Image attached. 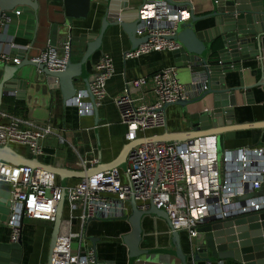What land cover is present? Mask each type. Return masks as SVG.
<instances>
[{"label":"built area","instance_id":"obj_1","mask_svg":"<svg viewBox=\"0 0 264 264\" xmlns=\"http://www.w3.org/2000/svg\"><path fill=\"white\" fill-rule=\"evenodd\" d=\"M15 12L17 15L22 13L21 10ZM133 17L139 18L137 35L148 36V40L137 50L127 51L125 58L180 49L182 44L173 37L178 24L191 19V8L165 0L149 1ZM10 22L7 12H3L0 28L7 27ZM11 45L25 50L32 48L31 44L23 46L14 41ZM63 50L64 54L60 56L59 50L49 45L32 60L45 63L52 71H61L72 53V35L66 37ZM0 61L19 63L20 59L0 52ZM115 74L110 55L102 54L92 66L90 87L96 107L106 97L107 83ZM198 83L196 77L189 85L182 84L175 66L162 68L151 77L126 80L122 94L114 102L127 127V140L132 142L144 137L143 133L166 128L165 105L189 99L190 87ZM149 84L154 95L152 101L146 99L147 92H144ZM88 97L87 90L81 89L68 104L78 107L81 115H93L94 104L86 100ZM207 110L205 107L204 111ZM48 134H54L50 126L0 110V147L21 144L38 156L44 153L39 142ZM0 183L12 187V207L7 222L11 241L16 242L22 236L27 218L55 221L62 199V188L55 173L0 160ZM263 185L264 145L226 149L221 173L217 139L204 136L184 142L140 144L130 151L126 171L119 168L101 171L67 187L66 217L50 264H96L93 247L86 237L88 225L108 217L127 222L132 197L142 210L154 204L166 211L173 228L185 233L194 243L202 225L264 207V195L236 200L238 196L262 189Z\"/></svg>","mask_w":264,"mask_h":264},{"label":"water","instance_id":"obj_2","mask_svg":"<svg viewBox=\"0 0 264 264\" xmlns=\"http://www.w3.org/2000/svg\"><path fill=\"white\" fill-rule=\"evenodd\" d=\"M118 1H122L118 3ZM128 0H108L109 6L103 17L101 30L98 34L83 33L78 39H85L83 54L79 61L69 56L65 69L50 70L45 63L32 60L31 49H17L19 63L0 61V105L4 96L15 95L18 100H26L32 109L36 105L48 106L49 101L59 99L64 105L79 92V85L84 84L90 101L94 104V114L98 116L95 97L91 91V72L89 66L96 52H102L103 38L110 26L120 25L128 34L132 43L131 51L148 40V36H137L139 18H134L141 7L156 0H143L141 6L129 8ZM174 5H188L191 8V19L180 22L173 37L182 47L173 51L176 66L187 67L195 71L194 78L199 83L191 86V97L175 104L184 107L195 106L196 111L190 114L191 130L188 132L162 133L139 138L129 142L118 159L109 165H99L92 170L76 171L63 166L45 164L37 156L27 157L19 153L13 146L0 147V160L14 164L43 169L55 173L60 179L62 199L59 201L53 222L50 241L49 261L65 218L66 189L70 179H83L101 170H113L120 167L128 168L130 151L146 142H184L198 137L207 136L216 140L227 132L245 129H264V120L234 123L238 95H241L243 105L255 103L254 89L264 91V77L259 81H251L244 63L250 58H262L261 41L264 36V0H210L207 13L197 15L194 5L188 0H165ZM92 0H0V18L3 12L17 8L32 10L39 26L42 19H47L49 32L60 36L69 28L73 19L86 18ZM70 25V26H69ZM38 29V28H37ZM66 40V38L64 39ZM221 41L222 48L215 52L219 60L210 63L213 45ZM249 60V61H248ZM96 62L94 61L93 64ZM256 71L254 70L253 73ZM193 81V80H192ZM191 81V82H192ZM204 85L207 88L204 89ZM211 102L207 111L199 110L197 105ZM37 104V102H39ZM170 105V104H169ZM168 105H165L166 110ZM98 117L96 122H98ZM264 190H256L259 192ZM12 187L8 183H0V264H23L24 246L22 236L18 241L10 240L4 233V227L11 213ZM131 213L128 216V231L119 233L121 243L118 257H125L127 264L140 261L143 256L164 253L176 256L181 264H264V207L250 210L237 215L217 219L202 225L200 235L194 243L190 242L191 251L185 252L182 245V235L172 226L166 211L151 204L147 210L138 207L135 198H131ZM156 216L167 223L171 230L170 248L147 246L144 243V219ZM102 223L114 224L120 219L115 217L101 218ZM7 237V238H6ZM91 241L95 253L96 264H115V261L103 260L98 244L101 238L86 236ZM116 254V250L113 249ZM112 253L107 252V256ZM117 256V254H116Z\"/></svg>","mask_w":264,"mask_h":264},{"label":"crops","instance_id":"obj_3","mask_svg":"<svg viewBox=\"0 0 264 264\" xmlns=\"http://www.w3.org/2000/svg\"><path fill=\"white\" fill-rule=\"evenodd\" d=\"M209 1L192 0L195 13L197 15L207 13ZM121 2L118 1V3ZM127 3L129 8H137L142 5L143 0H128ZM108 6V0H92L87 17L73 19L72 22H69L71 25H69L70 30H68L69 28L64 30V36L62 38L61 35L58 36L49 32L50 25L47 19H42L43 22L40 21L38 26L32 10L17 8L7 12V16L11 18V22L7 27L0 28V52L10 53L11 56L17 57L16 50L21 48H18L19 46H12L11 42L14 41L23 46L31 44L30 55L34 57L33 55L36 53L34 51L35 54H32V49L37 41V48L42 53L49 45L55 46L58 50L63 49L64 39L72 35L71 54L74 61H79L84 52L83 45H85V39H78V37L83 33L98 34L100 32L103 17L106 14ZM16 10H21L22 13L17 15ZM40 32L47 33L44 39L42 37L44 45L41 47L39 46ZM220 43L221 41L213 45L212 51L214 53L211 55L210 63H216L219 60L218 54L215 51L222 48ZM102 44V52L100 51L94 54L89 71L91 72L94 61H98L102 54H107L114 60L116 74L107 83V95L98 107V122H96L97 117L95 114L81 115L78 107L71 104L64 105L59 99H51L48 106H40L38 104L40 103L39 101L37 102L38 105L31 109L26 100H18L15 95L4 96L12 97L14 102H21L16 115L25 120H32L39 125L50 126L52 128L54 134L46 135L39 142L44 153L37 157L45 164H57L72 170L82 171L87 169L92 170L99 165L106 166L116 161L123 151V148L129 143L127 140V127L122 123L120 111L114 102L122 94L125 81L141 77H151L155 72L165 67H177L174 54L171 51L151 52L140 57L125 58L124 54L131 50L132 43L128 34L120 25H113L108 28ZM261 48V59L259 57L250 58V61L248 60L249 62L244 63L245 68L250 67L247 70V75H249V79L253 82L259 81L264 77V36L262 37ZM183 68L184 70L182 72L184 77H192V81L197 70L187 67ZM254 70L256 71L255 73H253ZM83 88L85 86L81 83L79 90ZM150 88V84L145 86L144 92H147L146 99L152 101L154 95L150 92ZM254 97V104L243 105L241 95H238L239 106L236 107L234 123L264 120V91L254 89ZM86 100H90V98L88 97ZM13 104L16 105L17 103ZM211 105V102L208 100L199 103L197 108L202 111L205 107L211 108ZM0 110L9 112L8 107L3 106V102L0 105ZM195 111V106H187L184 109L179 104H170L166 108L167 127L148 131L147 133H143V136L149 137L166 132H188L191 130L190 114ZM218 138L217 140H220L223 152L226 149L255 147L264 145V129L235 130L227 132ZM11 146L27 157L34 156L25 145L12 144ZM117 168L122 172L124 171L120 167ZM79 180L70 179L68 186L76 185ZM58 182L60 184L59 178ZM53 226L52 222L30 218L25 219L22 231L24 246L23 264H48ZM127 229L128 225L123 220L115 223L114 227L111 224H105L101 221H92L88 225L87 236L92 235L101 238V243L98 244V250L101 249L102 253H100V257L103 260L114 259L115 264H127L125 257L122 260L121 258L119 260L118 257V248L121 243V239L118 236L119 233L127 232ZM144 231V243L147 246L171 247L168 226L164 220L156 216H147L144 219ZM4 233L9 237L11 229L5 226ZM181 235L183 248L188 253L191 251L190 241L185 233H181ZM89 243L92 246L91 241ZM113 249L116 250L117 256ZM107 252L112 253L111 256H107ZM222 264L231 263L226 261Z\"/></svg>","mask_w":264,"mask_h":264},{"label":"rangeland","instance_id":"obj_4","mask_svg":"<svg viewBox=\"0 0 264 264\" xmlns=\"http://www.w3.org/2000/svg\"><path fill=\"white\" fill-rule=\"evenodd\" d=\"M42 22H43V20H42ZM46 35H47L46 32H40V34H39V42H40L39 46L40 47L44 45V41L42 40V37L44 39L46 37ZM37 47H38V41H37L36 45L33 46L32 54L36 53L35 55L39 56L41 51ZM34 51H35V53H34ZM63 54H64V50L59 49V55L63 56ZM35 55H33V56L36 57ZM183 70H184L183 67H176L177 77L182 84L189 85L191 83L192 77L185 78L183 75V72H182ZM217 141H218L217 147H218L219 169L222 173L223 172V164H224V152H223L220 140H217ZM222 180H223V178L221 176V181ZM260 195H264V190H261L259 192L247 193L244 196H238L236 198V200L240 201V200H243L246 198L256 197V196H260ZM145 245H147V244H145ZM134 264H181V262L176 256H173L170 254L167 255L164 253H156V254H151L150 256H143L140 261H135Z\"/></svg>","mask_w":264,"mask_h":264},{"label":"trees","instance_id":"obj_5","mask_svg":"<svg viewBox=\"0 0 264 264\" xmlns=\"http://www.w3.org/2000/svg\"><path fill=\"white\" fill-rule=\"evenodd\" d=\"M13 103H17L14 105ZM21 102H14L12 97H4L3 106H7L8 110L12 114H17L20 108Z\"/></svg>","mask_w":264,"mask_h":264}]
</instances>
